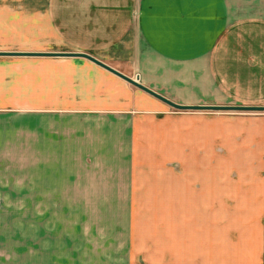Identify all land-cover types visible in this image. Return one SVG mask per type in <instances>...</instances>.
I'll return each instance as SVG.
<instances>
[{
  "label": "crops",
  "instance_id": "obj_1",
  "mask_svg": "<svg viewBox=\"0 0 264 264\" xmlns=\"http://www.w3.org/2000/svg\"><path fill=\"white\" fill-rule=\"evenodd\" d=\"M63 52L264 105V0H0V151L58 160L0 204H159L137 263L264 264V111Z\"/></svg>",
  "mask_w": 264,
  "mask_h": 264
},
{
  "label": "rangeland",
  "instance_id": "obj_2",
  "mask_svg": "<svg viewBox=\"0 0 264 264\" xmlns=\"http://www.w3.org/2000/svg\"><path fill=\"white\" fill-rule=\"evenodd\" d=\"M56 161L48 151H0V184L29 185L32 174L37 176L32 164L40 168ZM3 172L9 180L1 178ZM159 206L1 203L0 264H139L133 255L142 233L151 243L157 239Z\"/></svg>",
  "mask_w": 264,
  "mask_h": 264
},
{
  "label": "water",
  "instance_id": "obj_3",
  "mask_svg": "<svg viewBox=\"0 0 264 264\" xmlns=\"http://www.w3.org/2000/svg\"><path fill=\"white\" fill-rule=\"evenodd\" d=\"M29 54V53H27ZM40 54V53H39ZM51 55H65V56H82L85 57L94 63L102 66L103 68L107 69L108 71L118 75L119 77L125 79L129 83L133 84L134 86L142 89L143 91L153 95L154 97L164 101L165 103L169 104L170 106L176 109H206V110H236V111H264V105L258 106H247V105H180L175 103L159 93L155 92L154 90L144 86L138 81V77H129L118 70L112 68L111 66L107 65L106 63L96 59L95 57L84 53V52H63V53H49Z\"/></svg>",
  "mask_w": 264,
  "mask_h": 264
}]
</instances>
